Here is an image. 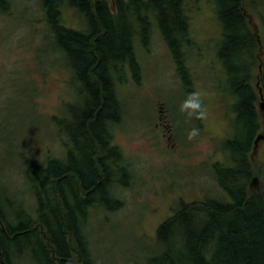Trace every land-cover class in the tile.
Wrapping results in <instances>:
<instances>
[{
  "label": "trees",
  "instance_id": "trees-1",
  "mask_svg": "<svg viewBox=\"0 0 264 264\" xmlns=\"http://www.w3.org/2000/svg\"><path fill=\"white\" fill-rule=\"evenodd\" d=\"M196 1L40 0L44 35L51 40L44 52L65 57L61 68L76 94L63 114L49 118L62 156L48 148L40 161L20 149L28 188L0 195V264H20L17 258L32 264L24 242L37 244L45 264H99L90 249L89 220L119 210L124 202L116 192L134 179L113 131L124 116L118 91L126 80L123 70L129 65L135 76L142 72L136 44H149L157 28L175 56L185 94L194 91L185 65L190 54L202 56L189 14ZM217 5L222 39L216 55L240 132L227 143V161L214 165L221 195L182 202L158 226V252L145 264H264V160L256 165L253 157L263 127L258 105L260 89L264 95V0ZM13 9L12 0H0V13ZM26 191L33 203L25 201Z\"/></svg>",
  "mask_w": 264,
  "mask_h": 264
},
{
  "label": "rangeland",
  "instance_id": "rangeland-1",
  "mask_svg": "<svg viewBox=\"0 0 264 264\" xmlns=\"http://www.w3.org/2000/svg\"><path fill=\"white\" fill-rule=\"evenodd\" d=\"M39 2L12 0L11 15L0 13V195L6 190L17 191L16 187L28 188L22 179L21 148L40 161L48 148L62 156L56 137L59 132L49 118L61 115L64 104L73 102L76 94L68 82L69 73L61 68L65 57L50 58L44 52L51 40L44 35ZM190 8L192 38L202 56L190 54L185 71L194 76V91L204 97L207 118L188 119L180 112L185 85L177 75L171 48L156 28L146 48L136 44L142 72L135 76L127 65L123 70L127 81H120L118 86L124 116L113 130L115 144L131 162L134 179L129 187L116 192L124 202L119 210L108 209L110 213H98L89 220L90 249L99 264H145L158 252V226L182 202L222 193L214 165L229 158L227 143L238 135L241 124H234L233 98L226 93L227 77L216 55L222 39L217 0H197ZM159 110L165 111L173 126L175 137L170 142L157 126ZM260 113V134H264V114L262 110ZM204 122L207 132L200 131L189 141L188 131ZM253 157L256 165L262 164L264 140L254 146ZM27 191L25 201L33 203ZM7 209L12 214L17 211ZM21 246L32 264L42 263L35 242Z\"/></svg>",
  "mask_w": 264,
  "mask_h": 264
},
{
  "label": "clouds",
  "instance_id": "clouds-1",
  "mask_svg": "<svg viewBox=\"0 0 264 264\" xmlns=\"http://www.w3.org/2000/svg\"><path fill=\"white\" fill-rule=\"evenodd\" d=\"M180 112L188 119L204 120L207 118V107L204 105L202 94L199 91H192L186 95L185 100L180 105ZM200 134V129L193 127L187 133L189 141L195 139Z\"/></svg>",
  "mask_w": 264,
  "mask_h": 264
},
{
  "label": "flooded vegetation",
  "instance_id": "flooded-vegetation-1",
  "mask_svg": "<svg viewBox=\"0 0 264 264\" xmlns=\"http://www.w3.org/2000/svg\"><path fill=\"white\" fill-rule=\"evenodd\" d=\"M164 113H165L164 110H159V121L160 122L157 124V126L162 128L163 135L170 142L175 137V134L173 133V126H172V124L165 118V114ZM205 124L207 125V123H205V122H204L203 125H201V127L199 128L200 131L207 132V130H205ZM207 160H208V158H207ZM256 181L257 180H254L253 179V183H255Z\"/></svg>",
  "mask_w": 264,
  "mask_h": 264
},
{
  "label": "water",
  "instance_id": "water-1",
  "mask_svg": "<svg viewBox=\"0 0 264 264\" xmlns=\"http://www.w3.org/2000/svg\"><path fill=\"white\" fill-rule=\"evenodd\" d=\"M260 94H261L260 110H262L263 114H264V95L262 94V90L261 89H260ZM262 140H264V134H259L258 137L255 140V145H257L258 142H260ZM254 180H257V178H255Z\"/></svg>",
  "mask_w": 264,
  "mask_h": 264
}]
</instances>
